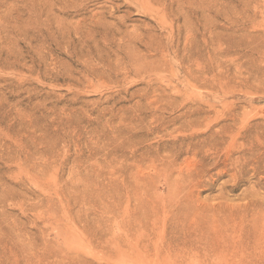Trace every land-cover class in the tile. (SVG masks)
Segmentation results:
<instances>
[{
    "label": "rangeland",
    "instance_id": "obj_1",
    "mask_svg": "<svg viewBox=\"0 0 264 264\" xmlns=\"http://www.w3.org/2000/svg\"><path fill=\"white\" fill-rule=\"evenodd\" d=\"M0 264H264V0H0Z\"/></svg>",
    "mask_w": 264,
    "mask_h": 264
}]
</instances>
